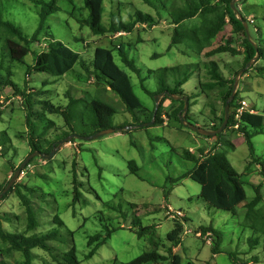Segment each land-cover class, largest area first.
Returning <instances> with one entry per match:
<instances>
[{"label": "rangeland", "instance_id": "obj_1", "mask_svg": "<svg viewBox=\"0 0 264 264\" xmlns=\"http://www.w3.org/2000/svg\"><path fill=\"white\" fill-rule=\"evenodd\" d=\"M40 1L48 0H0V13L5 20L15 23L26 36L31 37L40 24L36 8ZM237 3L241 4L244 15L252 23L249 25L247 22L252 43L262 48L264 56V0H238ZM57 5L58 11L46 21L47 30L57 40L79 52L84 60H89L87 62L94 58L97 47L113 50L115 62L132 77L134 93L144 106L152 110L157 96L153 98L144 90L157 91L156 79L149 75V70L198 64L197 72L192 75V71H183V76L188 74L190 77L183 89L189 97H194L192 115L189 114L188 121L211 130L209 123L213 117L212 110L216 111L218 117L222 116V90L217 88L203 94L200 82L210 80L208 70L211 61L218 63L221 74L227 79L232 78L243 65L244 49L239 44L238 36L233 35L229 20L222 33L213 40V47L224 44L231 38L236 42L234 45L240 53L236 56L224 53L206 58L203 55L197 57L184 45L172 46L174 27L169 13L172 6L180 5L179 0H105L103 24L106 26H110L115 18L130 22L131 15L137 11L157 20L154 26L138 25L131 33L122 31L105 35H94L86 24L81 23L89 16L84 0H58ZM189 22L186 27L199 25L201 19L197 17ZM1 34L0 32L2 72L12 69V81L22 92L28 88L32 101L30 106L27 105V101L22 100V94H18L10 86L0 84V134L4 138L0 142V187L10 182L14 175L12 168L16 170L31 154L28 136L31 128L35 131L34 136L39 140L42 152L52 144L62 142L66 138L65 134L70 132L64 116L49 112L46 101L55 106L66 107L70 98L82 99L77 108H70L68 111V117L73 121L71 132L78 135H94L92 120L87 116H90L88 103L94 99H101L117 109L110 123L111 128H121L123 123L132 122V117L126 113L120 98L104 82L102 85L96 83V78L89 77L79 65L63 77H52L29 68L35 62L33 53L23 63L13 64L6 51L7 40ZM119 45L123 46L124 52L141 69L140 76L125 68L116 47ZM39 46L43 45L31 43V50L36 51ZM258 66H264V62L261 60ZM245 72L246 70L243 74ZM256 75L258 73L255 70L242 75L237 91L240 101L246 100L255 112L263 114L264 79ZM41 92L43 93L40 94ZM167 98L162 97V100H166L162 105L166 111L173 105L180 104L179 101L173 102ZM198 103L201 108L199 111L196 109ZM141 118L145 119L144 116ZM164 120V125L136 127L127 134L115 133L89 141L76 140L62 145L54 157L46 161L40 157L32 159L30 171L25 169L29 173L21 175L15 185H26L35 191L30 198L39 221V228L35 232L58 229L60 242L68 243L70 239L71 244L76 246L81 264H125L145 251L152 250L158 251L165 258L179 256L181 264H234L236 261L233 262L232 258H236L241 264H264V231H261L264 230V177L258 171V165L252 166L251 171L246 173L251 158L244 134L226 129L223 132L224 150L234 168L242 174L247 198L252 200L257 192L263 197L261 204L255 208V218H260L257 232L250 229L251 221L243 216L246 210L242 204L238 208V215L234 216L231 212L210 207L199 197L201 186L190 178L174 183L195 166L193 161L182 157L183 151L193 148L195 154H199L198 143L190 134L203 137L189 128L180 129L174 118L170 119V124L167 117ZM203 140L208 145L205 148L212 146L206 138ZM251 141L255 158L264 159V134L253 137ZM205 153H208V149ZM130 161L138 166L137 175L131 173ZM74 165L76 171H73ZM76 172L81 196L74 204L73 179ZM257 187L260 189L257 190ZM167 204L177 212L168 213ZM3 214L11 218V223H5L7 230L26 232V209L15 194L0 200V216ZM57 215L65 224L62 228L54 224ZM138 217L142 226L157 227L153 241H149L148 235L138 237L136 228L131 224ZM177 222L183 228L194 231L200 226L213 223L223 233L221 253L214 255L212 245L196 234L189 233L184 238L180 237L178 245L170 243L167 237ZM68 230L74 232L69 239L66 238ZM110 231L113 232L107 243L92 258L87 259L89 237L96 233L106 236ZM251 238L257 240L253 250L249 244ZM34 254V264H56L45 251L35 250ZM253 256L258 257L259 261H252L255 260ZM19 259L17 254L9 262L13 264ZM151 264L171 263L161 260Z\"/></svg>", "mask_w": 264, "mask_h": 264}, {"label": "trees", "instance_id": "obj_2", "mask_svg": "<svg viewBox=\"0 0 264 264\" xmlns=\"http://www.w3.org/2000/svg\"><path fill=\"white\" fill-rule=\"evenodd\" d=\"M58 0L40 1L37 3L36 8L38 10L40 24L37 30L32 34L31 37L26 36L22 29L15 23L5 20L0 13V32L6 38V51L11 58V62L23 63L24 59L29 54L35 55V62L33 67H29L36 73L48 74L52 77H63L70 71H72L77 65L88 74L89 77L93 76L96 78V83L102 85V82L106 84L116 96L120 98L126 113L132 117V122H125L120 127L123 129L122 134L130 133L132 129L138 127L141 124L149 123L154 119L153 125H164V118L168 120L174 118L179 123L180 129L187 128L183 125L179 113L183 111L185 103L179 101L178 106L173 105L169 111L164 109L163 102L166 100H160L158 109L156 111V105L151 110L142 104L140 99L134 93L132 77L123 70L116 62L113 56V50L102 47H97L94 51V58L90 61L84 60V57L77 51L70 48L68 45L57 40L50 30L48 31L45 27L48 18L56 13L59 9L57 5ZM233 0H179V6H172V10L169 13L172 17V25L174 27L172 46L184 45L193 54L198 56H205L210 58L218 54L229 53L233 56L238 55L240 50L235 47V43L231 38L224 44H220L213 47V40L216 39L224 30L228 24L233 29V35H237L239 38V44L244 49V60L243 65L240 69L236 70L232 78H225L219 69L217 62H209L208 74L210 80L206 83L200 82L203 88V94L207 91H211L220 88L223 101V114L217 116L216 111L212 110L213 117L210 120L209 127L211 130H217L224 121V107L232 94L235 78L240 70L245 69L246 65L252 60L256 54H259L258 61L251 66L243 75H246L250 71H256L258 77L264 79V66H258L261 60L264 62V56H262V48L257 46L255 49L251 38H248L245 27L238 18V14L232 9ZM104 2L105 0H84L86 8L89 11L87 19L81 21L89 27L94 35H105L108 33H117L121 31L132 32L134 31L137 24H148L154 26L157 22L156 18L149 14H145L141 11H137L132 17L130 22L118 21L116 18L110 24L106 26L103 24L104 14ZM236 8L239 10V3H236ZM241 7V4H240ZM242 14L243 20L247 21L249 25H252L248 20V16L244 15V9L241 7L239 10ZM199 17L201 22L199 25L186 27L188 22ZM189 22V23H190ZM186 23V24H185ZM44 33V37L41 38ZM1 34V35H2ZM30 38V39H28ZM46 44V48L38 47L36 51L31 50V43ZM119 51V58L125 68L129 69L133 74L140 76L141 69L136 65L135 61L131 60L128 55L124 52L123 46H116ZM208 48H211L208 50ZM5 50V46H4ZM186 53V52H185ZM156 56V55H155ZM198 64H185L175 67H166L158 70H149V75L153 76L157 82V91L150 92L146 88L144 89L153 98L154 96L161 94L164 91H168L176 96H185L189 98L190 106L188 112L185 114V118L188 120L189 114L192 115L193 99L189 97L183 86L189 81L190 77L188 74L183 76V71L197 72ZM3 65L0 64V83L3 86H10L18 94H22V97L27 101V105H31V94H28V88L25 91H21L19 87L12 81L13 72L12 69H8L5 73L2 72ZM195 68V71H193ZM31 73V71H29ZM28 73V74H29ZM89 79V78H88ZM171 79V80H170ZM45 84V82H44ZM47 84H45L46 86ZM41 92L40 94H42ZM45 93V92H44ZM239 92L237 91L234 101L230 104V120L227 129L235 124L234 114L239 107ZM168 99V98H167ZM241 99V98H240ZM169 100H172L169 98ZM82 99L70 98L69 104L66 107L55 106L50 104V101H46V109L53 114L63 115L66 121V125L69 127L70 132L66 133V138L74 132L71 128L73 123L72 119L68 117V111L70 108H77L78 104ZM173 102H176L172 100ZM87 109L90 110L91 125L94 129L92 134H95L101 130L111 128V120L117 113V109L101 99H94L88 103ZM142 114V115H141ZM144 116V118H141ZM171 120L168 124H170ZM28 125L29 121L27 122ZM129 127L130 129H126ZM246 137L249 150L250 158L246 173H249L254 165H258V171L264 177V159L255 158V150L251 139L257 135L264 134V111L263 114L257 113L252 114L245 112L241 117L240 127L238 130ZM35 131L31 128V134H29V146L31 153L35 151H41L40 142L34 136ZM5 135V133H4ZM199 135V134H198ZM82 136H89L82 134ZM201 136V135H199ZM203 137V136H202ZM204 138V137H203ZM208 139L216 140L214 145L205 153L206 149H200L199 154L193 153L191 150L183 151L182 157L186 160L193 161L195 163L194 168L184 173L182 176L177 178L174 183L178 184L185 178H190L192 181L198 183L201 186L199 197L202 198L212 208L231 212L234 216L238 215V208L242 204L246 212L243 216L247 217V221H251L250 229L258 231L260 218H255V208L261 204L263 197L257 192V195L252 200L247 198V194L244 188V182L242 180V174H240L232 165L231 161L227 157L225 152V142L223 139V133L215 137H205ZM3 135L0 134V142L3 140ZM76 141V140H73ZM58 144H52L43 153H50ZM231 145V142L229 146ZM33 162V160L31 161ZM30 162V163H31ZM131 173L136 174L138 172V166L134 161H130ZM76 165H74L73 171ZM13 169V174L17 170ZM77 172L74 173V200H79L81 193L79 191L78 180L76 178ZM8 184V183H7ZM5 184L0 187V193H2L7 186ZM25 189L27 191H23ZM260 189L259 187L256 188ZM35 191L26 185L17 184L8 192V194L2 199L5 200L9 196L15 194L20 199L21 203L26 209L27 214V229L26 232L9 231L5 228V223H11V218L3 214L0 216V264H12L10 258L19 255L20 259L14 261L13 264H34L35 261V250H41L52 256L53 261L56 264H81L78 255L77 248L74 244H71L70 236L74 232L68 230L66 238L69 239L68 243L60 242L61 236L60 231L56 228H52L46 232L36 233L35 231L39 228V221L37 219V213L34 206L30 204L31 196L34 195ZM134 206V205H133ZM39 215V213H38ZM136 217V216H135ZM255 219V221H254ZM178 223V224H177ZM174 229L168 234V241L172 244L178 245L180 243V237L183 233V226L177 222ZM54 224L59 227H64L65 224L59 215L55 216ZM136 228V233L139 238L146 237L148 235L149 241H153L155 235V225L153 226H142L141 220L138 217L134 218L131 223ZM258 227V228H257ZM198 231H201L203 235L210 234L213 237L212 251L214 255L221 253V244L223 240V233L213 226L211 223L209 226H200ZM261 231H264L261 229ZM112 232L110 231L106 236H102L96 233L89 237L87 246L89 251L86 258H92L96 252L107 243L111 238ZM249 244L252 250L257 244V240L249 239ZM157 245V244H154ZM170 250V254H172ZM254 257V256H253ZM258 262V257H254ZM236 264H241L236 258H232ZM161 260H166L171 264H181V257L172 255L171 259L163 257L158 251H145L139 257L125 264H151L159 263ZM250 261V260H249ZM234 263V264H235ZM249 262H244L246 264ZM46 264V263H45Z\"/></svg>", "mask_w": 264, "mask_h": 264}, {"label": "water", "instance_id": "obj_3", "mask_svg": "<svg viewBox=\"0 0 264 264\" xmlns=\"http://www.w3.org/2000/svg\"><path fill=\"white\" fill-rule=\"evenodd\" d=\"M238 0H233L232 1V9L234 10L235 13L239 12L235 5L237 3ZM238 14V18L239 20L242 22V24L244 25L245 27V31H246V34L248 36V38H250V34H249V29H248V24L245 20H243L242 18V15L237 13ZM255 46V49L257 50V46ZM259 58V54L257 53L256 56L250 60V62L246 65L245 69L241 70L235 81H234V86H233V90H232V94L231 96L229 97L226 105H225V110H224V121L222 123V125L220 126V128H218L217 130H206L202 127H199L197 125H193L191 123H189V121L185 118V114L188 112L189 110V98L188 97H185V96H176L174 94H171L170 92L168 91H164L162 92L161 94H158L156 97H155V104H156V111L158 109V106H159V102L161 100L162 97L166 96L174 101H183L185 103L184 105V109L182 112L179 113V117L183 123L184 126L188 127L189 129H191L192 131L202 135V136H207V137H215L221 133H223L225 131V129L227 128L228 126V123H229V120H230V104L234 101L235 99V96H236V93H237V87H238V84H239V79L240 77L243 75V72L247 69H249L251 67V65H253ZM154 124V119L149 122V123H144V124H141L139 125L138 127L142 128V127H147V126H151ZM126 129H130L129 127H127ZM123 129L122 128H109V129H105V130H101L97 133H95L93 136H82V135H78V134H72L70 136H68L67 138H65L62 142H60L58 144V146L56 148H54L49 154H45L41 151H35L33 153H31L22 163L21 165L19 166V168L15 171L13 177L11 178L10 182L7 184L6 188L4 189V191L2 193H0V200L3 199L5 197V195H7V193L13 188L15 182L20 178V175L22 174V171L24 170V168L30 163V161L36 157H40L42 158L43 160H49V159H52L54 157V155L57 153V151L61 148V146L63 144H66L67 142L73 140V139H76V140H80V141H89L91 140L92 138H99V137H103V136H106V135H111V134H115V133H119V132H122Z\"/></svg>", "mask_w": 264, "mask_h": 264}, {"label": "clouds", "instance_id": "obj_4", "mask_svg": "<svg viewBox=\"0 0 264 264\" xmlns=\"http://www.w3.org/2000/svg\"><path fill=\"white\" fill-rule=\"evenodd\" d=\"M235 7H236V6H235ZM239 8L241 9V7H240V3H239ZM236 9H237V8H236ZM240 9H239V10H240ZM237 10H238V9H237ZM239 10H238V11H239ZM237 13L240 14V11L237 12ZM133 15H134V14H133ZM133 15H131V16H133ZM128 22H129V21H128ZM246 22H247V21H246ZM251 24H252V23H251ZM138 25H148V24H140V23H139V24L136 25V27H137ZM107 27H108V26H107ZM136 27H135V28H136ZM121 32H122V31H121ZM121 32H117V33H121ZM128 33H130V32H128ZM42 45H43V46H41V47H42L43 49H45V48H46V44L43 43ZM0 84H1V83H0ZM235 97H236V96H235ZM161 99H162V98H161ZM22 100H25V98H23ZM242 101H246V100H242ZM242 101L239 102V107H240ZM189 102H190V101H189ZM246 102H247V101H246ZM159 103H160V102H159ZM155 105H156V104H155ZM189 106H190V104H189ZM239 107H238V108H239ZM238 108H237V109H238ZM249 108H250L249 111H246V112H250V113H252V114H257V113H258V111L255 112V110L252 109L251 107H249ZM251 110H252L253 112H251ZM191 111H192V110H191ZM230 112H231V111H230ZM165 118H166V117H165ZM165 118H164V119H165ZM234 120H235V116H234ZM240 122H241V120H240ZM165 123H166V121H165ZM165 123H164V124H165ZM228 124H229V123H228ZM235 124H236V121H235ZM235 124H233V125L230 127V130H238V129H239V128H238V129H234V128H233V126H234ZM197 126H198V125H197ZM199 127H201V126H199ZM227 127H228V126H227ZM239 127H240V126H239ZM187 128H188V127H187ZM202 128H203V127H202ZM219 128H220V127H219ZM226 129H227V128H226ZM226 129H225V130H226ZM190 130H191V129H190ZM211 131H212V130H211ZM193 132H194V131H193ZM119 133H121V132H119ZM194 133H196V132H194ZM196 134H198V133H196ZM199 135H200V134H199ZM201 137H202V135H201ZM203 137L205 138V137H207V136H203ZM73 140H76V139H73ZM73 140L67 142L66 144H70V143H72V142H75V141H73ZM206 140H208V141L211 143L210 145H212V146L214 145V141H213L212 139H208V138H206ZM66 144H63V145H66ZM57 146H58V145H57ZM57 146H56V147H57ZM212 146H210V147L208 148V150H209ZM190 150H191L193 153H195V151H193V149H190ZM45 154H46V153H45ZM48 154H49V153H48ZM34 159H35V158H34ZM41 159H42V158H41ZM42 160H43V159H42ZM44 161H46V160H44ZM30 162H31V161H30ZM20 165H21V164H20ZM31 166H32L31 163H29V164L24 168V170L22 171V174H21V175H25V174L29 173V172H25V169L27 168L28 171H30ZM18 168H19V167H18ZM18 168H17V169H18ZM14 173H15V172H14ZM23 173H25V174H23ZM21 175H20V177H21ZM19 179H20V178H19ZM19 179H18V180H19ZM14 185H15V184H14ZM13 187H14V186H13ZM5 188H6V187H5ZM5 196H6V195H5ZM169 206H170L173 210H175L171 205H168V204H167V209L169 208ZM175 211L177 212V210H175ZM199 228H200V227H199ZM199 228H198V229H199ZM198 229L195 230V231H196V232H195L194 230H192V229H190V228H185V227H184L183 233L181 234V238H184L185 236H187V234H186L185 232H186L187 230H190V231H191L190 234H196L197 236H198V234H201V236H198V237L201 238V239H205V236H206V235H203V233H202L201 231H198ZM188 234H189V233H188ZM207 235H208V234H207ZM211 238H212V242H211L210 245L213 246V243H214V241H213V237L211 236ZM205 240H206V239H205ZM206 241H207V240H206Z\"/></svg>", "mask_w": 264, "mask_h": 264}, {"label": "built area", "instance_id": "obj_5", "mask_svg": "<svg viewBox=\"0 0 264 264\" xmlns=\"http://www.w3.org/2000/svg\"><path fill=\"white\" fill-rule=\"evenodd\" d=\"M246 111H249V105L246 101H242L240 107L236 110V112L234 114L235 121H236V124L233 126L234 129L239 128L241 117ZM251 112H253V111L251 110ZM23 174H25V173H23ZM168 211H169L168 213H171V214L176 213V211L173 210L170 206L168 208ZM185 233L188 234V233H191V231L187 230ZM198 236H201V234H198ZM205 239L207 240L208 244H211L212 238H211L210 234L206 235Z\"/></svg>", "mask_w": 264, "mask_h": 264}, {"label": "crops", "instance_id": "obj_6", "mask_svg": "<svg viewBox=\"0 0 264 264\" xmlns=\"http://www.w3.org/2000/svg\"><path fill=\"white\" fill-rule=\"evenodd\" d=\"M188 83V82H187ZM186 83V84H187ZM185 91V90H184ZM197 100V99H196ZM193 106H194V104H193ZM193 108V107H192ZM196 109H198V111H199V109H201L200 108V103H198L197 104V106H196ZM192 110V109H191ZM202 115H204L203 113H201ZM183 131V130H182ZM191 135V137L198 143V149L200 150L201 148H204V149H208V148H205V147H208V145L206 144V142L203 140V138H199V137H197V136H193V134H190ZM190 149H193V148H190ZM189 149V150H190Z\"/></svg>", "mask_w": 264, "mask_h": 264}]
</instances>
